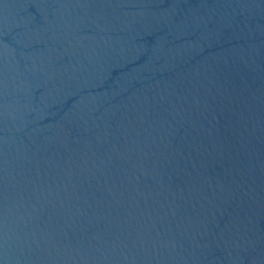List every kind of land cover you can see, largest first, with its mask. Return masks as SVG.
<instances>
[{
    "label": "water",
    "instance_id": "obj_1",
    "mask_svg": "<svg viewBox=\"0 0 264 264\" xmlns=\"http://www.w3.org/2000/svg\"><path fill=\"white\" fill-rule=\"evenodd\" d=\"M0 264H264V0H0Z\"/></svg>",
    "mask_w": 264,
    "mask_h": 264
}]
</instances>
